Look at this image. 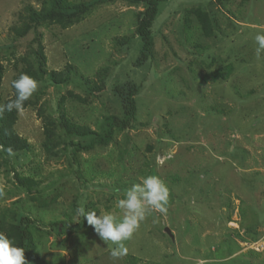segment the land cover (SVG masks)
I'll list each match as a JSON object with an SVG mask.
<instances>
[{
	"label": "rangeland",
	"instance_id": "1",
	"mask_svg": "<svg viewBox=\"0 0 264 264\" xmlns=\"http://www.w3.org/2000/svg\"><path fill=\"white\" fill-rule=\"evenodd\" d=\"M146 8L0 0V105L21 74L38 83L23 111L2 113L19 147L0 145V233L15 242L27 222L26 264H264V0L163 1L137 65ZM32 12L51 19L31 24ZM131 91V126L76 152L123 118ZM149 175L168 187L167 211L113 257L77 209L122 219L117 201Z\"/></svg>",
	"mask_w": 264,
	"mask_h": 264
},
{
	"label": "clouds",
	"instance_id": "2",
	"mask_svg": "<svg viewBox=\"0 0 264 264\" xmlns=\"http://www.w3.org/2000/svg\"><path fill=\"white\" fill-rule=\"evenodd\" d=\"M258 44L256 54L259 57L264 52V34L255 36ZM16 91V98L6 105H0V114L5 111L17 112L24 110V102L29 100L37 91L38 83L26 74L12 82ZM9 154L12 150L8 149ZM2 195V193H0ZM169 201V189L166 184L155 175L142 178L140 184H134L124 193V198L117 201V207L122 210V219L111 212L97 216L95 212H86L83 207L77 209L78 215L86 218L95 233L105 242L115 245L112 250L113 257L127 254L126 241L132 239L141 222L153 211L165 213ZM0 264H26L24 249L15 246L12 239L0 233Z\"/></svg>",
	"mask_w": 264,
	"mask_h": 264
},
{
	"label": "trees",
	"instance_id": "3",
	"mask_svg": "<svg viewBox=\"0 0 264 264\" xmlns=\"http://www.w3.org/2000/svg\"><path fill=\"white\" fill-rule=\"evenodd\" d=\"M165 0H145L147 8L140 15V20L138 22V25L136 27V34L139 36V38L142 41V49L140 52V58L137 60V65H139L141 62H144L151 56L152 53V33H151V26L152 23L157 15L158 7L159 5ZM216 2H223L227 0H215ZM57 8H64V6H61L57 2L53 4ZM51 19V15L49 12L47 13H40V12H32L30 15V23L31 24H38L39 22H42L44 20ZM134 96L135 91H131L129 94L126 95L124 99V115L122 119H118L116 117L110 116L105 118L104 120V131L102 134H95L89 132V134L92 136L90 142L84 146L77 145L75 147V151L79 150H91L95 145L97 146H105L107 145L114 133L116 131H123L128 129L131 126V122L133 121L135 117V104H134ZM8 111L5 112V114L8 115ZM5 120V121H4ZM0 124H4L2 130L0 131V145L7 148L12 144V147L14 150H18V141L10 134V129L6 128L9 125V119H5L2 114H0ZM51 226L57 228L59 232H65L66 230H69L72 228V225L70 222L67 221H57L51 223ZM16 241L15 246L23 248L24 249V256L27 257L29 246H30V232L28 229L27 222L18 229L16 234Z\"/></svg>",
	"mask_w": 264,
	"mask_h": 264
}]
</instances>
